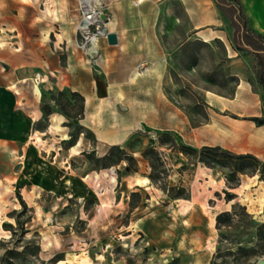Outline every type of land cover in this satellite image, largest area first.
<instances>
[{
  "label": "rangeland",
  "instance_id": "rangeland-1",
  "mask_svg": "<svg viewBox=\"0 0 264 264\" xmlns=\"http://www.w3.org/2000/svg\"><path fill=\"white\" fill-rule=\"evenodd\" d=\"M90 2L104 13L100 0ZM160 11L156 22L168 51L167 91L191 125H199L208 120V92L231 95L239 82L241 66L231 63L225 48L232 46L235 32L230 16L209 25L212 40L203 43L179 0L165 1ZM80 21L77 49L84 52ZM235 52L252 62L241 72L260 91L256 60L244 50ZM59 56L65 63V47ZM28 77L40 88L41 104L49 102L56 111L35 122L28 133V142H34L53 169L40 176L39 190L0 183V264H75L82 259L91 264H254L264 258V229L250 225L264 223V181L257 174L238 173L239 183L233 186L226 181L232 161L193 164L197 154L192 153L181 167L187 173L185 183L171 185L162 152L156 150L157 157L149 152L156 140L143 131L133 133L122 147L135 158L134 168L126 161L115 164V157L97 161L95 136L83 125L77 98L67 90L59 96L70 113L67 118L53 102L58 91L41 87L40 71L31 70ZM260 102L264 110L263 94ZM238 164L249 169L247 162ZM18 196L27 205L20 214ZM234 203L244 210H236L231 228L217 230L216 216ZM15 217L24 223L25 233ZM3 223L13 224L16 233L5 230ZM8 250L12 258L5 257Z\"/></svg>",
  "mask_w": 264,
  "mask_h": 264
},
{
  "label": "crops",
  "instance_id": "crops-1",
  "mask_svg": "<svg viewBox=\"0 0 264 264\" xmlns=\"http://www.w3.org/2000/svg\"><path fill=\"white\" fill-rule=\"evenodd\" d=\"M165 1L100 0L106 33H114L117 42L109 44L106 35L100 37L97 55L91 58L77 49L80 0H0V183L29 184L39 190L40 176L53 169L43 162L34 142H28L32 125L42 118L40 88L28 77L34 69L40 71L46 90H67L83 97V125L94 133L100 157L143 131L156 140L154 148L170 168L171 185L185 183L187 173L181 167L187 165V158L169 143H160L162 134L178 145L219 146L264 161V124L250 120L262 116L263 92L261 87L253 90L241 72L252 62L238 58L233 41L225 48L231 63L241 66L239 82L231 95L208 92L206 122L191 125L185 110L171 98L166 85L168 51L156 22ZM239 1L250 29L264 37V0ZM179 2L198 40L209 43V25L223 17L215 1ZM62 47L66 48L63 64Z\"/></svg>",
  "mask_w": 264,
  "mask_h": 264
},
{
  "label": "trees",
  "instance_id": "trees-1",
  "mask_svg": "<svg viewBox=\"0 0 264 264\" xmlns=\"http://www.w3.org/2000/svg\"><path fill=\"white\" fill-rule=\"evenodd\" d=\"M221 15L223 17H229L230 18V26L234 28V34L232 36V41L234 44V49L237 51L246 50L249 52H252L254 56L256 57V61L258 64V68L260 70L259 72V78L258 82L260 87L263 88L264 91V37L261 35L256 34L254 31L250 29L248 26V20L247 17L242 9V6L240 4L239 0H214ZM63 91H58V97L53 99V102L56 106L60 107V111L63 115H65L67 118H70V113L66 110L65 105L60 101V95ZM71 95L75 96L79 102L78 106V114H83L84 110V99L83 97L76 93L71 92ZM263 98H264V92H263ZM41 111H42V118H46L52 113L56 112L55 108L51 105V103L46 102L42 103L40 105ZM253 122H255L257 125L264 124V116L263 117H252L250 118ZM160 143H169L170 146L173 149L178 150L180 153L184 154L185 156L187 154H197V160L194 163L197 162H205L206 164H210L208 162L212 161L219 164H224L225 160L232 161V166L230 168V172L226 177L227 183L232 182L233 186H237L239 183V178L237 176L238 173H247L250 175L257 174L259 177V180L264 181V161L257 158L256 156L252 154H236L229 150L223 149L219 146H203L201 148H193L191 146L187 145H178L174 142V140L167 134H162L159 136ZM149 152L154 154L155 157H157V151L154 147L150 148ZM113 157H115V164L120 163L121 161H126L128 163V166L131 168H134L133 165L135 163V158L132 155H129L126 150L120 146H112L108 152L101 156L97 157V161L100 160H110ZM247 162L249 164V169H244L241 167L238 162ZM225 194L229 197L231 194L227 191H225ZM19 202L21 204V211L18 212L20 214L21 212L25 211L27 209L26 203L21 199L20 196H18ZM240 208L244 210L243 207L240 205L234 203L232 205V209L230 211H224L219 213L216 216V223L215 228L217 230H221L222 228L229 229L234 225V222L236 221V210ZM245 215H248L246 212ZM15 221L17 224V228L21 230V233H25L26 229L24 227V223L20 222L17 217H15ZM250 225H254L257 229L263 230L264 229V223L262 224H255L252 223ZM4 229L11 232L12 235L16 233V229L13 224L11 223H3ZM6 258H12V250H8V253L5 256Z\"/></svg>",
  "mask_w": 264,
  "mask_h": 264
},
{
  "label": "built area",
  "instance_id": "built-area-1",
  "mask_svg": "<svg viewBox=\"0 0 264 264\" xmlns=\"http://www.w3.org/2000/svg\"><path fill=\"white\" fill-rule=\"evenodd\" d=\"M85 1L90 0H82L81 4V14L82 18L80 23L87 20V25L85 29H82L84 36L83 42L81 44V48L84 52H87L89 55L96 56L97 55V42L101 36L106 35L104 32V27L102 26L103 20L102 15L104 14L102 10L93 7L92 3L86 4ZM93 28V31L91 30ZM39 74L37 75L38 78Z\"/></svg>",
  "mask_w": 264,
  "mask_h": 264
},
{
  "label": "water",
  "instance_id": "water-1",
  "mask_svg": "<svg viewBox=\"0 0 264 264\" xmlns=\"http://www.w3.org/2000/svg\"><path fill=\"white\" fill-rule=\"evenodd\" d=\"M106 15H102V20L106 22ZM106 38L109 44H116L117 39L116 35L114 33H106ZM254 264H264V258H260L258 261H256Z\"/></svg>",
  "mask_w": 264,
  "mask_h": 264
},
{
  "label": "bare ground",
  "instance_id": "bare-ground-1",
  "mask_svg": "<svg viewBox=\"0 0 264 264\" xmlns=\"http://www.w3.org/2000/svg\"><path fill=\"white\" fill-rule=\"evenodd\" d=\"M85 3H86V4H90L89 1H85ZM86 25H87V20L85 19L84 22H82V23L79 24V27H80L81 29H85ZM47 242H48V241L45 242V244H44L45 246L47 245ZM56 264H60V262H57ZM75 264H91V262H90V260L82 259L80 262H77V263H75Z\"/></svg>",
  "mask_w": 264,
  "mask_h": 264
},
{
  "label": "flooded vegetation",
  "instance_id": "flooded-vegetation-1",
  "mask_svg": "<svg viewBox=\"0 0 264 264\" xmlns=\"http://www.w3.org/2000/svg\"><path fill=\"white\" fill-rule=\"evenodd\" d=\"M261 89H262V92H264L262 87H261Z\"/></svg>",
  "mask_w": 264,
  "mask_h": 264
}]
</instances>
